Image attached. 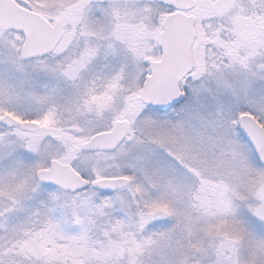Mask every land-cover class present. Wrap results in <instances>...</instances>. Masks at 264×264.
I'll list each match as a JSON object with an SVG mask.
<instances>
[{"label": "snow or ice", "instance_id": "snow-or-ice-1", "mask_svg": "<svg viewBox=\"0 0 264 264\" xmlns=\"http://www.w3.org/2000/svg\"><path fill=\"white\" fill-rule=\"evenodd\" d=\"M0 264H264V0H0Z\"/></svg>", "mask_w": 264, "mask_h": 264}]
</instances>
